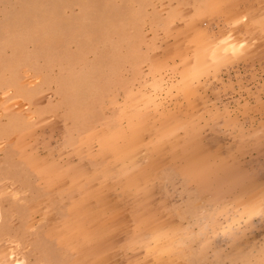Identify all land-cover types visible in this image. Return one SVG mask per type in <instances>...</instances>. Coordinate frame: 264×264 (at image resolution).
I'll return each mask as SVG.
<instances>
[{"label":"rangeland","instance_id":"obj_1","mask_svg":"<svg viewBox=\"0 0 264 264\" xmlns=\"http://www.w3.org/2000/svg\"><path fill=\"white\" fill-rule=\"evenodd\" d=\"M0 264H264V0H0Z\"/></svg>","mask_w":264,"mask_h":264}]
</instances>
